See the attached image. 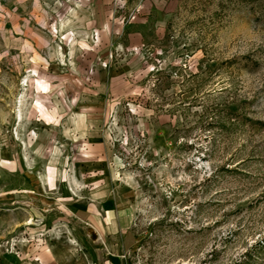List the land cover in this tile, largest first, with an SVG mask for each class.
<instances>
[{"label": "rangeland", "instance_id": "374dc122", "mask_svg": "<svg viewBox=\"0 0 264 264\" xmlns=\"http://www.w3.org/2000/svg\"><path fill=\"white\" fill-rule=\"evenodd\" d=\"M93 198L129 264H264V0H0V264L99 255Z\"/></svg>", "mask_w": 264, "mask_h": 264}, {"label": "crops", "instance_id": "0c3cea01", "mask_svg": "<svg viewBox=\"0 0 264 264\" xmlns=\"http://www.w3.org/2000/svg\"><path fill=\"white\" fill-rule=\"evenodd\" d=\"M77 208V219L90 225V232L100 235L103 247L96 257L80 256L71 264H129L127 256L133 246L134 205L118 204L110 198H93Z\"/></svg>", "mask_w": 264, "mask_h": 264}]
</instances>
